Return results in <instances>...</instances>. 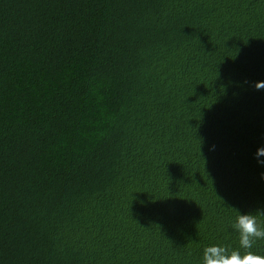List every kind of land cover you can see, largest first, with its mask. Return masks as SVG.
Masks as SVG:
<instances>
[{
	"label": "trees",
	"instance_id": "1",
	"mask_svg": "<svg viewBox=\"0 0 264 264\" xmlns=\"http://www.w3.org/2000/svg\"><path fill=\"white\" fill-rule=\"evenodd\" d=\"M258 82L264 0H0V264L243 254Z\"/></svg>",
	"mask_w": 264,
	"mask_h": 264
},
{
	"label": "clouds",
	"instance_id": "2",
	"mask_svg": "<svg viewBox=\"0 0 264 264\" xmlns=\"http://www.w3.org/2000/svg\"><path fill=\"white\" fill-rule=\"evenodd\" d=\"M256 88H264V82H258ZM261 157H264V146L256 152L257 163L264 166ZM231 227L238 233L240 248L247 251L242 254L239 249L223 245L208 246L204 249L202 264H264V253L251 251L258 241H264V211L239 213Z\"/></svg>",
	"mask_w": 264,
	"mask_h": 264
}]
</instances>
